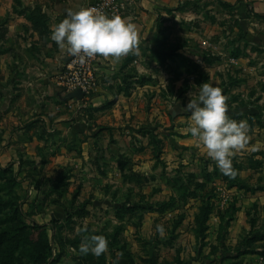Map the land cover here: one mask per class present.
<instances>
[{
	"label": "rangeland",
	"instance_id": "374dc122",
	"mask_svg": "<svg viewBox=\"0 0 264 264\" xmlns=\"http://www.w3.org/2000/svg\"><path fill=\"white\" fill-rule=\"evenodd\" d=\"M255 1L163 5L115 87L125 97L146 95L142 107L156 108L148 124L158 129L105 135L108 159L98 167L45 165L44 133L36 136L41 146L18 145L15 154V82L4 87L7 97L0 88V123L11 128H0V264H264V13ZM138 3L123 0L121 16ZM15 14L45 31V15L22 0H0L2 30ZM1 39L0 58L15 53V38ZM209 73L229 115L249 125L247 144L232 157L234 175L186 131L191 113L182 106ZM145 148L138 160L150 165L135 168ZM96 234L107 238V250L81 252Z\"/></svg>",
	"mask_w": 264,
	"mask_h": 264
},
{
	"label": "crops",
	"instance_id": "0c3cea01",
	"mask_svg": "<svg viewBox=\"0 0 264 264\" xmlns=\"http://www.w3.org/2000/svg\"><path fill=\"white\" fill-rule=\"evenodd\" d=\"M94 1L22 0V7L38 8L45 15L46 18H43L46 24L45 31L42 33L33 21L17 14L15 18H6L10 21L3 26L5 29L2 30L0 26V45L4 41L1 38H15V53L11 48L10 53H7L9 56L0 58V74L5 77L0 79V88L5 97L8 96L9 90L4 87L15 82V117L12 115L13 108L9 117L14 119L17 130L15 141L9 147L15 154L18 145L41 146L36 136L44 133L49 144L46 148L45 165L98 167L108 159L105 154L107 153L105 135L130 131L138 137V134L151 130L156 133L158 129L155 126L156 121L153 125L148 124V120L151 122L155 120L156 108L142 107L143 101H148V97L146 95L138 98L134 95L125 97L115 87L121 71L126 70L131 54L147 45L159 10L167 3L175 4V0H139L133 9L127 10L123 17L129 18L136 25L138 36L136 46L119 58L98 55L95 62L97 75L95 87L81 100L75 98L63 100L65 93L61 88V73L69 52L52 40L51 31L70 9L79 10ZM253 5L260 14L264 13V0H256ZM3 19L5 18H0L1 24ZM202 69L209 70L207 64H203ZM203 81H214L211 73L205 74ZM154 100L155 98L152 99ZM156 100L160 101L157 97ZM133 102L137 103V108L130 109L129 103ZM173 115L180 114L174 110ZM1 116L0 113V118ZM37 120L43 126L36 129L35 125L30 124ZM175 121L178 123V120ZM4 123H0V128L5 129V134L10 133L11 128L6 129ZM25 123L28 124L25 126ZM10 125L8 122V127ZM175 128L179 129L178 126ZM69 142H72L71 148L68 146ZM78 148L82 150L81 155L76 153ZM142 152H146V148L144 151L139 149V154L134 155L135 168L144 169L150 165L149 162L138 160L140 157L143 159ZM101 154H105V157H100ZM162 189L161 193L167 192L166 189Z\"/></svg>",
	"mask_w": 264,
	"mask_h": 264
},
{
	"label": "clouds",
	"instance_id": "9594fccd",
	"mask_svg": "<svg viewBox=\"0 0 264 264\" xmlns=\"http://www.w3.org/2000/svg\"><path fill=\"white\" fill-rule=\"evenodd\" d=\"M51 38L83 65L97 55L119 58L127 54L136 46L138 36L136 25L129 18L82 7L70 9L53 26ZM228 107L222 88L204 81L196 98H191L182 110L191 113L186 131L203 144L222 172L234 175L232 157L247 144L249 125L245 119L232 118ZM157 228L163 230L162 225ZM108 246L107 238L96 234L82 241L80 250L99 256Z\"/></svg>",
	"mask_w": 264,
	"mask_h": 264
},
{
	"label": "built area",
	"instance_id": "2783aa9c",
	"mask_svg": "<svg viewBox=\"0 0 264 264\" xmlns=\"http://www.w3.org/2000/svg\"><path fill=\"white\" fill-rule=\"evenodd\" d=\"M86 7L108 14L121 15L124 4L123 0H95ZM97 57L98 55L81 65L72 54L68 53V60L65 62L61 73V88L65 94L80 89L85 96L95 87L97 80L95 62Z\"/></svg>",
	"mask_w": 264,
	"mask_h": 264
},
{
	"label": "water",
	"instance_id": "95a60500",
	"mask_svg": "<svg viewBox=\"0 0 264 264\" xmlns=\"http://www.w3.org/2000/svg\"><path fill=\"white\" fill-rule=\"evenodd\" d=\"M84 97V92L80 89H76L74 91H71L63 97V100H68V99H78L81 100Z\"/></svg>",
	"mask_w": 264,
	"mask_h": 264
},
{
	"label": "trees",
	"instance_id": "16d2710c",
	"mask_svg": "<svg viewBox=\"0 0 264 264\" xmlns=\"http://www.w3.org/2000/svg\"><path fill=\"white\" fill-rule=\"evenodd\" d=\"M27 19H29V20L33 21V23H35L34 20H33V18H27Z\"/></svg>",
	"mask_w": 264,
	"mask_h": 264
}]
</instances>
